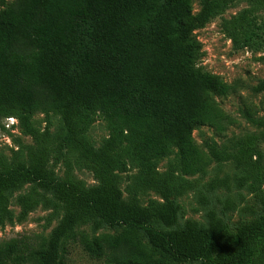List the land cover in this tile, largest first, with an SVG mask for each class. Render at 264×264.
I'll list each match as a JSON object with an SVG mask.
<instances>
[{"label":"trees","instance_id":"16d2710c","mask_svg":"<svg viewBox=\"0 0 264 264\" xmlns=\"http://www.w3.org/2000/svg\"><path fill=\"white\" fill-rule=\"evenodd\" d=\"M235 1L200 0L192 13V0H0V127L15 117L34 141L16 138L10 156L0 152V226L12 218L9 194L25 184L29 191L15 198L18 219L40 205L62 211L47 239L0 241V264H66L67 241L101 264H264V161L257 145L264 118L249 117L259 134L229 145L211 141L204 148L192 136L197 126L223 134L234 123L216 100L234 86L198 65L204 52L193 31ZM246 1L221 29L234 49L260 51L264 61V21L256 15L264 0ZM254 90H264V77ZM35 113L58 115L57 131L36 127ZM97 116L108 136L94 147L87 131ZM161 158H168L163 171ZM212 163L233 164L239 170L233 184L260 207L233 230L223 215L237 208L229 198L219 213L207 210L206 225L178 224L176 198L196 188ZM75 168L89 171L95 184L85 186ZM229 186L227 175L206 184L208 192ZM141 191L159 198L141 204ZM198 202L207 196L198 194ZM89 223L120 230L90 236L78 229Z\"/></svg>","mask_w":264,"mask_h":264},{"label":"rangeland","instance_id":"374dc122","mask_svg":"<svg viewBox=\"0 0 264 264\" xmlns=\"http://www.w3.org/2000/svg\"><path fill=\"white\" fill-rule=\"evenodd\" d=\"M10 1L6 0L7 3ZM247 6L248 2L246 0H237L223 14L212 18L203 27L193 31L204 52L198 61V65L206 71L220 75L224 81L234 86V91L228 96L216 97L220 107L234 119V123L229 125L223 134H218L212 127L205 125L197 126L192 132L196 143L204 148L206 143L211 141H215L219 146L229 145L235 137L245 133L259 134L261 131V128L252 123L249 117L264 118V90H254V87L264 77V61L259 58L262 53L248 48L234 49L231 40L221 29L223 18H229ZM4 7L5 5H0V9ZM199 9L200 0H192V13H197ZM256 15L258 20L264 21V8L258 10ZM32 122L41 130L48 125L51 133H55L60 126V118L55 114L44 115L35 113L32 116ZM1 124L3 125V121ZM87 135L94 147L99 146L103 139L108 136L107 126L101 117H96L88 128ZM16 138H19L27 145L34 144L33 139L21 130L19 124L13 130L0 127V152L10 156L12 150L16 149ZM257 145L263 152L264 161V139L260 138ZM167 160L168 158H161L158 161L157 167L159 171H163L166 168ZM55 171L58 177H63L64 168L61 165L56 166ZM73 174L85 186L95 184L92 174L87 170L75 168ZM237 174H239V170L231 163L222 165L212 163L203 175L199 178L197 177L198 184L196 188L176 198V203L179 207L178 224H182L186 219H192L201 225H206L207 210L214 208L219 213L220 206L226 198L231 199L237 206L236 209L229 210L223 214L232 230L242 223L253 219L260 209L259 204L246 188H237L233 184V178ZM225 175L230 179L229 187H220L212 192L207 191L206 184L212 177ZM125 184L126 175L122 173L120 174L118 185L123 189ZM30 187L31 184H25L20 189L9 194V208L12 218L0 226V241H7L21 236L31 237L35 241L38 237L47 239L59 221L62 214L59 208L54 210L51 207L48 208L41 205L30 211L23 219H18L20 210L15 198L18 194L28 192ZM262 189L264 192V182ZM200 193L207 196V203L198 202V194ZM124 196L126 195L124 194ZM148 198L158 199L159 196L152 191H141L139 193L141 204H145ZM245 206L254 208V212L240 209ZM78 229L84 230L90 236L100 233L113 234L120 230L119 227L105 224L98 229H94L92 223L81 226ZM64 261L66 264H101L100 261L91 258L76 241L66 242ZM178 264H200V262L189 261Z\"/></svg>","mask_w":264,"mask_h":264},{"label":"built area","instance_id":"2783aa9c","mask_svg":"<svg viewBox=\"0 0 264 264\" xmlns=\"http://www.w3.org/2000/svg\"><path fill=\"white\" fill-rule=\"evenodd\" d=\"M18 125V120L15 117H7L3 120V126L7 130H13Z\"/></svg>","mask_w":264,"mask_h":264}]
</instances>
